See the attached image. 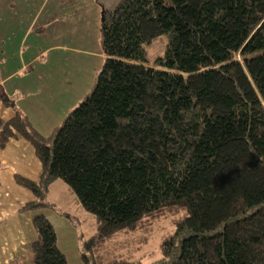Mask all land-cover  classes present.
<instances>
[{
	"label": "trees",
	"instance_id": "obj_1",
	"mask_svg": "<svg viewBox=\"0 0 264 264\" xmlns=\"http://www.w3.org/2000/svg\"><path fill=\"white\" fill-rule=\"evenodd\" d=\"M102 19L103 66L55 133L0 121V148L24 138L42 164L37 183L15 176L35 197L22 210L70 186L98 224L82 264H141L100 252L182 211L155 264H264V0H119ZM162 35L149 65L144 46ZM33 225L34 264H69L50 221Z\"/></svg>",
	"mask_w": 264,
	"mask_h": 264
},
{
	"label": "crops",
	"instance_id": "obj_2",
	"mask_svg": "<svg viewBox=\"0 0 264 264\" xmlns=\"http://www.w3.org/2000/svg\"><path fill=\"white\" fill-rule=\"evenodd\" d=\"M96 0H0V121L17 115L49 139L88 96L105 55ZM72 95L82 98L70 110ZM76 100V99H75ZM42 164L24 138L0 148V264H34L35 215L53 225L69 264H82V231L70 215L23 211L35 200L15 181L39 182Z\"/></svg>",
	"mask_w": 264,
	"mask_h": 264
},
{
	"label": "rangeland",
	"instance_id": "obj_3",
	"mask_svg": "<svg viewBox=\"0 0 264 264\" xmlns=\"http://www.w3.org/2000/svg\"><path fill=\"white\" fill-rule=\"evenodd\" d=\"M97 1L102 10L111 11L119 0ZM169 41V35H162L144 46L145 58L149 65L155 64L159 58L165 56ZM77 97L78 95H72L70 110L82 99ZM45 200L52 205V208H47L51 212L55 211L58 214L73 217L78 228L82 231V240H87L97 233L98 224L95 216L84 208L73 189L64 181L57 180L53 182L48 187ZM185 216L186 213L182 211L177 216L167 215L159 219H150L135 231L120 233L102 249L100 252L101 258L104 262L121 257L132 262L140 261L141 264H155L162 258L161 244L175 233V222Z\"/></svg>",
	"mask_w": 264,
	"mask_h": 264
},
{
	"label": "water",
	"instance_id": "obj_4",
	"mask_svg": "<svg viewBox=\"0 0 264 264\" xmlns=\"http://www.w3.org/2000/svg\"><path fill=\"white\" fill-rule=\"evenodd\" d=\"M103 20V19H102Z\"/></svg>",
	"mask_w": 264,
	"mask_h": 264
}]
</instances>
